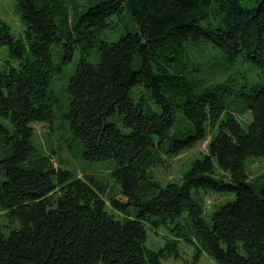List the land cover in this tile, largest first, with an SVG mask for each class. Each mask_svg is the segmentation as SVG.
Listing matches in <instances>:
<instances>
[{"label":"trees","instance_id":"trees-1","mask_svg":"<svg viewBox=\"0 0 264 264\" xmlns=\"http://www.w3.org/2000/svg\"><path fill=\"white\" fill-rule=\"evenodd\" d=\"M16 2L25 40L0 21L19 60L0 64V264H163L148 229L170 223L169 253L187 240L220 264H264V183L246 168L264 157V0ZM124 18L131 27L108 40ZM76 54L64 103L53 81ZM248 111L245 125L235 114ZM59 118L83 158L114 163L111 209L102 182L38 154L37 126ZM211 125L208 152L180 182L140 192L165 147L181 152ZM207 191L235 194L208 223Z\"/></svg>","mask_w":264,"mask_h":264},{"label":"rangeland","instance_id":"rangeland-1","mask_svg":"<svg viewBox=\"0 0 264 264\" xmlns=\"http://www.w3.org/2000/svg\"><path fill=\"white\" fill-rule=\"evenodd\" d=\"M78 3L80 7H86L96 0H68ZM5 21L11 27V32L16 38L25 40L26 25L23 22L21 14L17 7L16 0H0V21ZM131 24L128 18L123 21L115 22L114 29L110 30L106 37L113 41L119 38ZM58 50L57 47L54 49ZM14 65H19V60L12 55L11 48L8 43H0V64L5 65L7 62ZM79 60V55L76 54L74 60L69 61L64 66V71L56 76L53 81V89L65 103L68 99V92L66 86L71 74L76 69ZM248 63H244L242 68ZM217 75H221L217 73ZM237 76V73L234 74ZM213 81L225 80V76H217L211 78ZM142 91L136 89L134 95H140ZM235 116L247 125L252 121V112L248 111L243 114L237 113ZM66 122L59 118L50 128L48 124H39L33 135V143L37 147L39 155L50 157L49 161L56 167L62 166L69 170H73L79 177L86 175L94 176L98 181L105 185V192L103 198L107 203L108 209H111V197L119 193V185L112 176V171L115 168L114 163L110 159L101 161H88L78 153V148L71 147L68 144L69 133L65 130ZM184 126L183 124H181ZM217 125V124H216ZM215 125V127H216ZM211 125L207 137L191 147L184 149L181 152L166 151L169 148L165 147L163 152L164 161L152 165L149 168L150 180H141L140 192L147 195V185L159 183L165 185L170 181H181L183 174L191 167L192 163L197 157L208 152L209 142L215 135L216 128ZM0 148V155H1ZM246 168L249 172L250 179L254 183H264V157L249 156L246 159ZM2 178V177H1ZM227 178V177H226ZM155 189V188H154ZM201 199L204 205L203 219L208 223L210 221L211 212L218 207V205L235 197L234 193H220L215 191L202 192ZM186 216V215H184ZM183 221V218L180 219ZM4 221V217L0 212V223ZM173 223L162 224L157 228L148 229L147 246L155 250L164 249L165 256L162 258L163 264H192L194 262V255L198 251L201 255L197 264H220L202 248L197 247L194 242L187 240H180L174 252L169 253L166 244L169 240L174 238L172 231Z\"/></svg>","mask_w":264,"mask_h":264}]
</instances>
